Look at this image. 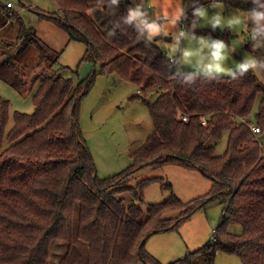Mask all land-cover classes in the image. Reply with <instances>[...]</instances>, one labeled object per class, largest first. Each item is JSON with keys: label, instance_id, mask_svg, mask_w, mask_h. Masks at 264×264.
Wrapping results in <instances>:
<instances>
[{"label": "trees", "instance_id": "trees-1", "mask_svg": "<svg viewBox=\"0 0 264 264\" xmlns=\"http://www.w3.org/2000/svg\"><path fill=\"white\" fill-rule=\"evenodd\" d=\"M54 1L63 14L56 21L87 46V59L101 63L103 75L115 74L138 87L141 93L131 100L143 101L154 130L131 154V169L101 179L79 123L80 103L95 76L63 78L55 56L22 21L17 38H1L0 81L23 97L32 95L36 109L31 115L15 113L8 130L10 104L0 99V264H48L55 241L68 246L65 264L75 238L89 245L87 264H160L145 249L149 238L179 229L213 201L225 207L213 243L176 264H195L197 258L215 264L218 252L243 264H264V84L257 75L250 70L235 80L201 76L193 85L183 84L175 77L177 65L156 40L149 42L147 34L139 38L121 22L132 6L128 0L111 8L105 4L94 14L88 9L99 0ZM217 1L264 14V0ZM193 2L184 24L177 21L188 28L195 24L194 13L208 4ZM16 13L0 0V30L14 23ZM262 18L254 42L264 38ZM116 23V35L108 38ZM34 44L40 65L32 69L20 58ZM252 123L262 129L260 143ZM225 134L228 147L220 156L215 144ZM166 164L198 170L212 181L213 193L186 204L172 184L157 178L128 186L135 171ZM155 183L172 194L145 211V191Z\"/></svg>", "mask_w": 264, "mask_h": 264}, {"label": "rangeland", "instance_id": "rangeland-1", "mask_svg": "<svg viewBox=\"0 0 264 264\" xmlns=\"http://www.w3.org/2000/svg\"><path fill=\"white\" fill-rule=\"evenodd\" d=\"M2 1L5 6L8 2H12L18 16L14 18V23L0 30V49L3 46L1 38L18 37L22 21L31 31L32 38L42 43L48 52L55 56V69H62L60 74L63 78L77 81L89 80L95 76L93 86L80 103L79 123L95 161L98 176L101 179L111 178L131 169L134 163L131 154L154 130L149 110L143 101L131 100L134 96H139L138 87L115 74L103 75L101 63L95 64L87 59V46L72 40L70 33L56 21L55 18L61 19L63 14L54 0ZM128 1L132 4L131 8L141 4V0ZM217 2V0H208V4L201 8L204 11L202 17L196 15L197 11H194L195 24L188 28L177 21L180 20L184 24V16L194 9L193 0H150L149 2L143 0L147 8L148 22L156 21L168 32L166 36L161 34L153 37L168 56L173 59L170 45L176 48L173 56L177 61L182 58L183 51L193 52L192 64L184 65L182 70L195 71V64L198 61L202 64L209 63L212 51L210 45L217 40H222L226 45L224 62L226 68L235 69L236 65L243 62L247 56L264 60V38L254 42L256 36L254 29L257 28V23L259 25L263 23L258 22L252 15L251 17L248 15L249 17L245 19L241 12L226 9ZM26 7L31 8L23 10ZM143 10L145 11V8H141V11ZM177 11L180 12L179 19H175L173 24L172 20ZM217 17L220 20L219 24L215 23ZM237 20L240 22L237 23ZM181 32L184 33L183 36L180 35ZM225 34L226 39L222 38ZM202 39L206 43L202 44ZM20 59L26 66L37 68L40 59L35 44L31 45ZM254 73L264 84V70ZM0 99L10 104L8 130L14 126L15 113L31 115L36 109L32 95L23 97L2 81H0ZM228 139L229 134H225L223 139L215 144L217 155L226 153ZM151 178L172 184L175 196L186 204L209 197L213 193V183L209 178L198 170H191L178 164L144 167L129 177L128 186L136 187ZM171 194L168 190H163L160 184H152L145 191L143 210L147 211L150 205L167 201ZM224 211L225 207L218 201L208 203L186 218L179 229L159 232L151 236L145 249L160 264H176L183 259L182 257L213 243L215 231L222 222ZM68 250L65 242L55 241L51 246L48 264H63L62 259ZM88 251V243L75 238L71 254L65 264H87ZM195 264H208V262L197 258ZM215 264L243 263L236 256L218 252Z\"/></svg>", "mask_w": 264, "mask_h": 264}, {"label": "clouds", "instance_id": "clouds-1", "mask_svg": "<svg viewBox=\"0 0 264 264\" xmlns=\"http://www.w3.org/2000/svg\"><path fill=\"white\" fill-rule=\"evenodd\" d=\"M107 5L109 8L113 6H118L119 0H99L96 7L88 9L89 14H94L97 10H103L104 5ZM141 8H145V11H141ZM180 12L177 11L175 14L172 23H175V19H179ZM196 15L204 16V11L202 9L197 10ZM256 19H260L264 14L254 13ZM159 19V18H157ZM121 22L124 25L133 27L138 33L139 38H143L145 34H147V40L150 42L153 37L157 35H168V32L165 27H162L156 21L148 22L147 19V8L145 7L143 0H141V4L136 5L134 8H129L126 16L121 17ZM237 23L240 21L237 20ZM216 24L220 23L219 17L215 20ZM120 27V23H116L111 30L108 31V38L114 37L116 35V29ZM181 36L184 35L183 32L180 33ZM254 38V37H253ZM177 39H179L177 37ZM201 43L204 44L206 41L203 39ZM211 57L210 62L207 64H202L201 61H198L195 64V71L190 73H185L182 71L184 65H191V57L193 56V52L191 51H183L182 58L177 61L175 60L173 53L176 51L175 46L170 45L172 54V64H179V67H176L175 77L179 82L187 85H193L198 78L201 76L215 79L220 75H228L233 80L238 79L246 75L250 70L256 72L258 70H264V60H260L255 56H247L244 58L243 62H240L236 65L235 69L226 68L224 66V62L226 60V45L222 40L214 41L210 45ZM256 46L254 45V48ZM215 74V75H214ZM256 132H259V129H255Z\"/></svg>", "mask_w": 264, "mask_h": 264}, {"label": "built area", "instance_id": "built-area-1", "mask_svg": "<svg viewBox=\"0 0 264 264\" xmlns=\"http://www.w3.org/2000/svg\"><path fill=\"white\" fill-rule=\"evenodd\" d=\"M7 8L9 9H14L15 8V5L12 3V2H8L7 3ZM31 7H26V8H23V10H26V9H30ZM177 67H179L180 65L179 64H176ZM139 93H141V91L138 90ZM183 118V121L187 122L189 119L188 117L184 116L182 117ZM246 122V121H244ZM204 124H206V121L203 122ZM250 127V130L252 131L255 139L260 143V139H261V134H262V129L256 124V123H252L249 125ZM255 129H259V132H256ZM262 155L264 157V147L262 148Z\"/></svg>", "mask_w": 264, "mask_h": 264}, {"label": "crops", "instance_id": "crops-1", "mask_svg": "<svg viewBox=\"0 0 264 264\" xmlns=\"http://www.w3.org/2000/svg\"><path fill=\"white\" fill-rule=\"evenodd\" d=\"M217 3H219V4H221V6H223L224 8H226V9H229V10H233V11H237V12H241L243 15V17L246 19L247 17H249L248 15H250V17H251V15H252V17L253 18H256L255 17V15H254V13H256V12H243V11H240V10H237V9H235V8H233V7H228L227 5H225L224 3H222V2H217ZM144 11V10H143ZM225 14H226V12H225ZM258 22H261V23H263V18L261 17L260 19H258ZM258 25H256V27L257 26H260L259 25V23H257ZM255 30V29H254ZM141 145V144H140ZM183 258V257H182Z\"/></svg>", "mask_w": 264, "mask_h": 264}]
</instances>
